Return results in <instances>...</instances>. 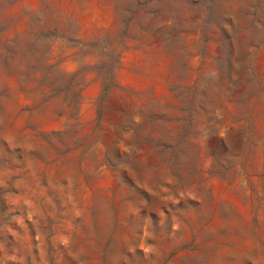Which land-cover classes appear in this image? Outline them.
<instances>
[{
    "label": "rangeland",
    "instance_id": "rangeland-1",
    "mask_svg": "<svg viewBox=\"0 0 264 264\" xmlns=\"http://www.w3.org/2000/svg\"><path fill=\"white\" fill-rule=\"evenodd\" d=\"M0 264H264V0H0Z\"/></svg>",
    "mask_w": 264,
    "mask_h": 264
},
{
    "label": "trees",
    "instance_id": "trees-1",
    "mask_svg": "<svg viewBox=\"0 0 264 264\" xmlns=\"http://www.w3.org/2000/svg\"><path fill=\"white\" fill-rule=\"evenodd\" d=\"M143 143H144V144H147V141H146V140H144V141H143Z\"/></svg>",
    "mask_w": 264,
    "mask_h": 264
}]
</instances>
